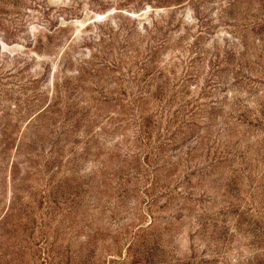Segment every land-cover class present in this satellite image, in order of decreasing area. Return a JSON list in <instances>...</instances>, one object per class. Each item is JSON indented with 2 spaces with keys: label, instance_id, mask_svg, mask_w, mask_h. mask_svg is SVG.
I'll list each match as a JSON object with an SVG mask.
<instances>
[{
  "label": "rangeland",
  "instance_id": "374dc122",
  "mask_svg": "<svg viewBox=\"0 0 264 264\" xmlns=\"http://www.w3.org/2000/svg\"><path fill=\"white\" fill-rule=\"evenodd\" d=\"M0 264H264V0H0Z\"/></svg>",
  "mask_w": 264,
  "mask_h": 264
}]
</instances>
